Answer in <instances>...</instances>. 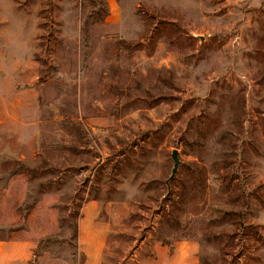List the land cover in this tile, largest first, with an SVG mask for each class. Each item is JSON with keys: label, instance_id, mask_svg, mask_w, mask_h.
I'll return each mask as SVG.
<instances>
[{"label": "rangeland", "instance_id": "374dc122", "mask_svg": "<svg viewBox=\"0 0 264 264\" xmlns=\"http://www.w3.org/2000/svg\"><path fill=\"white\" fill-rule=\"evenodd\" d=\"M0 264H264V0H0Z\"/></svg>", "mask_w": 264, "mask_h": 264}, {"label": "water", "instance_id": "95a60500", "mask_svg": "<svg viewBox=\"0 0 264 264\" xmlns=\"http://www.w3.org/2000/svg\"><path fill=\"white\" fill-rule=\"evenodd\" d=\"M172 159H173V168H172V173L170 175V178L167 180V182H169L177 173L178 170V166L180 164V158H179V153L177 149H174L172 151Z\"/></svg>", "mask_w": 264, "mask_h": 264}, {"label": "trees", "instance_id": "16d2710c", "mask_svg": "<svg viewBox=\"0 0 264 264\" xmlns=\"http://www.w3.org/2000/svg\"><path fill=\"white\" fill-rule=\"evenodd\" d=\"M42 244H43V241H41V242L38 244V249L41 248Z\"/></svg>", "mask_w": 264, "mask_h": 264}]
</instances>
